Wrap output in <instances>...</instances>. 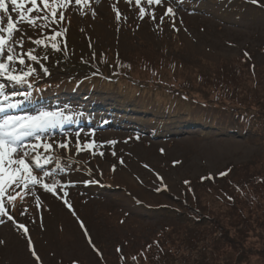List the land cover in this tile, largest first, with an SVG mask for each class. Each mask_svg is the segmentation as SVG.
I'll return each mask as SVG.
<instances>
[{
	"label": "rangeland",
	"instance_id": "rangeland-1",
	"mask_svg": "<svg viewBox=\"0 0 264 264\" xmlns=\"http://www.w3.org/2000/svg\"><path fill=\"white\" fill-rule=\"evenodd\" d=\"M37 2L39 4L40 0ZM169 2L175 17L165 16L161 22L167 3L153 7L142 4L149 15L141 19L135 0L131 4L126 0H89L82 5H75L73 0L64 12L66 20L61 25L67 29V46H64V37H57L55 41L60 45L59 51L51 48L53 41L48 38V29L41 35L40 30L33 32L27 24L22 25L33 41L40 38L48 45L45 48L27 39L24 41L22 51L25 53L35 49L34 55L48 57L31 62L24 56L26 64H31L39 73L30 78L34 93H41L39 99H42L47 92L60 87L51 95L61 97V101L56 100L61 105L67 102L68 107H73L64 109L65 116L72 117L65 122L69 123L67 129L62 133L51 129L45 139L52 142L71 137L74 141L80 133L81 145L92 139L97 143H116H104L93 149L103 152V156L91 155L93 150L64 153L65 156L71 154L75 161L64 171H58L55 161L44 165L43 169H35L37 176H42L44 170L58 173L55 180L68 187H58L56 194L37 187L32 194L21 192L23 200L18 196L9 203L6 193L5 206L14 220L2 217L0 264H105L106 260L109 264H120L117 249L129 255L142 247V238L161 231L166 232L162 239L167 255L158 264H172L174 260H179L178 264H193L201 259L205 264H264V179L254 184L258 185L255 190H250L255 177L264 178V130L258 136L247 137L234 123L231 128L226 125L189 128L187 121L178 120L180 115L175 108L165 104L174 100L170 95L174 93H164V89L170 87L152 88L148 97L138 86L126 82L103 86L105 81L99 76L112 77L110 73L100 70L97 75L91 73L97 63L111 64L118 58L129 59L131 54L146 52L216 64L229 59L239 63V57L247 53L244 62L254 61L262 72L246 73L245 88L251 94L242 98V104H249L247 108H254L249 112L264 117V0L255 4L252 0ZM11 8L9 0V13L15 20L16 14ZM153 9L155 20L150 18ZM3 23L6 26L7 20ZM15 39H20L19 32ZM16 51L21 49L17 47ZM67 55L70 61H74L72 55L86 59L87 64L82 63L79 70L90 72L89 77L98 80L79 82L82 85L75 89L76 94L80 93L77 97L69 95L70 88L76 86L77 78L86 75L68 72L63 64H68L63 59ZM41 65L48 68V74L42 72ZM163 72L173 74L174 69L164 68ZM174 73L183 74V78L194 74L185 66ZM42 83L56 86L52 84L44 89L39 85ZM90 84L96 86L91 89ZM27 89L26 85L15 88L17 91ZM35 97L31 94L30 103ZM37 107L24 105L18 112L8 109L0 113V119L5 115L34 114ZM76 115L81 116L78 127H74ZM103 120L108 121L107 124ZM224 170L230 174L216 185L198 187L195 195L185 196L181 201L183 180L202 181V177L214 178ZM89 180L100 183H85ZM46 182L51 183V179L46 178ZM228 197H234L235 203ZM64 200L71 204V209ZM18 223L28 228L27 234L17 227ZM33 248L39 260L33 255ZM169 249L173 250L171 257Z\"/></svg>",
	"mask_w": 264,
	"mask_h": 264
},
{
	"label": "snow or ice",
	"instance_id": "snow-or-ice-1",
	"mask_svg": "<svg viewBox=\"0 0 264 264\" xmlns=\"http://www.w3.org/2000/svg\"><path fill=\"white\" fill-rule=\"evenodd\" d=\"M88 2L89 0H74L75 5L87 4ZM126 2L131 4L133 0H126ZM257 2L258 0H252L254 4ZM10 3L12 5L11 12L15 13L17 17L15 20L13 15L9 13V0H0V12L3 13V15H0V78H3L0 79V113H4L8 109L20 108L31 97L30 91L15 90L17 85H26L31 88L30 78L39 75L35 67H32L31 64H26L24 56L26 55L31 62H38L40 59L46 60L48 58L47 56L38 57L34 55L35 49H29L26 53L22 51L25 39L37 46L44 45L45 48L48 46L43 39L37 38L33 41L32 37H28L22 25L27 24L28 28L33 32L40 30L41 35L44 34V29H48L50 33L48 38L53 41L51 48L59 51L60 45L55 41L57 37H64V46H67V29L62 28L61 25L66 20L64 12L73 3V0H40L39 4L37 0H10ZM166 3L168 6L164 15L160 17L161 22H163L165 16L170 19L175 17V10L169 0H135V4L139 6L141 19L149 15L147 9L141 6L142 4L153 7L164 6ZM29 4L31 7H26ZM58 10L59 16L57 17ZM33 12L36 15H32ZM119 15L120 13L117 9L118 18ZM150 18L156 19L154 9L150 14ZM5 19L7 20L6 26L3 23ZM173 27L175 28L174 20ZM17 32L20 33L19 40L15 39ZM17 47L21 49L20 52L16 51ZM245 55L247 56L248 54L245 53ZM17 65H19V68H17ZM40 67L44 74H48L47 67L43 65ZM9 87L13 90L8 91ZM17 97H22V99ZM71 119L72 117L65 116L64 111L60 109L41 110L34 114L5 115L0 119V224L4 223L2 219L4 216H7L9 220H14V217L9 214L8 209L5 207L6 193H8L7 202L12 203L16 201L18 196L23 200L24 197L21 196V192L25 195L32 194L37 187H42L44 191L53 194L57 193L58 187H68L67 184L55 180L54 177L58 173L44 170L42 176H37L35 169H43L44 165L55 161L58 171H64L75 163L71 154L65 156L64 153H71L74 150L79 154L82 151L98 149L104 143H116V141L97 143L92 139L86 140L81 145L80 133L76 134L74 141L71 137H66L63 141L53 140L52 142H48L45 139L49 130L62 127L65 122ZM91 135L94 136V133ZM41 149H43V152ZM57 149L63 150V152L57 151ZM97 154L104 155L103 152L91 151V155L95 156ZM121 163H123L122 160ZM113 170H115V166H113ZM226 174L220 173L221 176ZM46 178H50L51 183L46 182ZM202 179H205V177H202ZM85 183L99 184L100 181L89 180L85 181ZM188 183L189 181H185V184ZM9 189H11V192H9ZM17 189L20 191H17ZM159 190L157 189V191ZM36 199L39 202V197H36ZM228 199L231 200L232 197ZM64 203L71 209L72 206L67 200H64ZM81 226L83 227L82 222ZM17 227L23 230L25 234L28 233V228L24 224L18 223ZM89 243L91 244L90 237ZM92 246L95 248L94 245ZM148 247L150 248L151 245ZM117 251H120V249H117ZM32 253L37 260L40 259L36 254L35 248L32 249ZM121 259L123 260L124 257L122 256ZM132 259L135 260L136 257Z\"/></svg>",
	"mask_w": 264,
	"mask_h": 264
},
{
	"label": "trees",
	"instance_id": "trees-1",
	"mask_svg": "<svg viewBox=\"0 0 264 264\" xmlns=\"http://www.w3.org/2000/svg\"><path fill=\"white\" fill-rule=\"evenodd\" d=\"M141 54L142 55L131 54L129 59L124 60L118 58L111 64L107 63L101 65L97 63V66L95 65V67L91 69V73L97 75V70L110 73L112 77H107L106 75L99 76L101 81H105L103 82L105 83L103 86L109 83L120 84L126 82L129 85L138 86L142 91L141 93L148 94V97L152 93L150 92L152 88L170 87L164 89L166 91L164 93H174L170 94L174 96V100L167 101L165 104L169 107L173 106L177 115H180L178 120L187 121L186 125L189 128L199 125L207 127H212L213 125H226L231 128L232 123H234L236 129L247 137L258 136L259 132L264 130L262 127L264 125H261V122H264V117L249 112V109H254L253 107L247 108L249 104L245 106L242 104V98L249 96L248 93L251 94L250 90L245 88V81L247 82L248 80L246 78V73L248 72L252 75L257 74L258 71H260V73L262 72V70H258V66L254 61H249L248 63L244 62L243 57L246 55H243L242 58L239 57V59H241L239 63L229 59L221 60V62L216 64L202 60L196 62L195 59L191 58L181 59L179 56L169 54L161 55V53L154 52ZM71 58H73L74 61H70L68 55L63 58L68 61V64L63 62L68 72L76 73V71H78L76 74L85 73L79 70V67L82 63L87 64L86 59L78 58L74 55H72ZM61 59L62 58H60V60ZM166 59L168 61H166ZM225 64L229 66L227 65V67H224ZM184 66L189 67V69L194 72L193 76L187 75V77L183 78V74L177 75L174 73L179 67L184 68ZM163 67L168 71L174 69L173 74H166L163 72ZM89 73L90 72L85 73L86 77L84 78H77L78 80L75 82H81V80H87V82L93 80L98 81L97 79H91L88 75ZM95 86V84H90L91 89ZM127 99H129V97ZM143 100L145 101L146 97ZM155 101H158V99ZM159 103H161V101H159ZM223 173H226V171L224 170ZM226 175L221 176L219 173L217 177L205 178L202 181H195L191 178L183 180V195L179 198H181V201H184L185 198L183 197L195 195L198 187L206 188L216 185L221 179H224ZM263 179L264 178L260 175L255 177L253 180L256 182L252 181L250 190H255L254 187H258V185L254 186V184H257L259 180ZM185 181H189V183L185 184ZM241 190L242 188L240 191ZM237 191H239L238 188L236 189V192ZM229 201L235 203V198L232 197ZM245 219L248 218L245 217ZM156 234L157 235L151 236L148 234L142 238V247L133 252H129V255L119 251L118 263L158 264L160 261L164 260L167 255V248L162 237L166 232L161 231ZM199 241L200 239L197 238V242ZM149 245H151L150 248L148 247ZM172 251L173 250L169 249V257L172 256ZM122 256L124 257L123 260L121 259ZM133 257H136V259L133 260ZM103 259L106 260L105 257ZM151 259L154 261L150 262ZM171 263L178 264L180 261L174 260ZM105 264H109L107 260ZM193 264L205 263L203 259H201L197 262L193 261Z\"/></svg>",
	"mask_w": 264,
	"mask_h": 264
}]
</instances>
